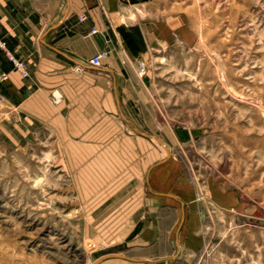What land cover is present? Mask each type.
Returning <instances> with one entry per match:
<instances>
[{"label": "rangeland", "instance_id": "obj_1", "mask_svg": "<svg viewBox=\"0 0 264 264\" xmlns=\"http://www.w3.org/2000/svg\"><path fill=\"white\" fill-rule=\"evenodd\" d=\"M137 9L146 42L115 55L127 123L68 118L58 87L0 92V264H264V0ZM161 159L152 187L200 212L198 247L174 245L178 203L146 191ZM146 222L154 247L133 241Z\"/></svg>", "mask_w": 264, "mask_h": 264}, {"label": "crops", "instance_id": "obj_2", "mask_svg": "<svg viewBox=\"0 0 264 264\" xmlns=\"http://www.w3.org/2000/svg\"><path fill=\"white\" fill-rule=\"evenodd\" d=\"M157 1L0 0V38L16 59L26 63L28 70V77L22 78L0 50V74L6 75L0 82L1 95L7 100L33 103L44 101L47 89L58 87L63 95L62 111L68 118L72 115L98 117L99 111H106L107 116L112 117L116 111L127 123L120 103L123 87L130 85L131 78L127 67L117 61L115 55L131 53L128 47L133 43L131 33L134 30L143 38H139L140 42H146L140 18L136 20L137 8ZM102 51L107 52V56L102 59L101 67L90 66L89 60ZM55 96L58 98V93ZM81 102H84L82 106L79 105ZM167 161L161 159L146 170V191L153 197L178 203L180 215L175 226L174 245L198 247L201 243L197 237L200 212L189 209L184 215L182 199L152 187L151 173ZM143 213H149V210ZM142 219L140 217L132 228H136ZM184 223L187 225L185 231ZM158 226L155 228L153 223L146 222L143 230L134 237V243L154 247L159 233L151 231L159 230Z\"/></svg>", "mask_w": 264, "mask_h": 264}, {"label": "built area", "instance_id": "obj_3", "mask_svg": "<svg viewBox=\"0 0 264 264\" xmlns=\"http://www.w3.org/2000/svg\"><path fill=\"white\" fill-rule=\"evenodd\" d=\"M0 50L4 53L6 59L12 64L13 69L17 73H19L22 78L28 77V71H27L26 64L23 61H20V60L16 59L13 56V54L6 48V45H5L4 41L1 38H0ZM106 56H107V52H104V51L96 54L95 56H93L89 60V65L94 67V68L101 67V61ZM0 79L1 80H5L6 79V75L5 74H1L0 75Z\"/></svg>", "mask_w": 264, "mask_h": 264}]
</instances>
